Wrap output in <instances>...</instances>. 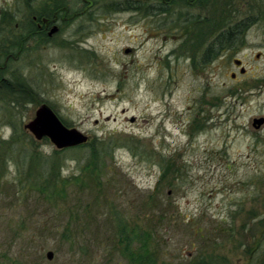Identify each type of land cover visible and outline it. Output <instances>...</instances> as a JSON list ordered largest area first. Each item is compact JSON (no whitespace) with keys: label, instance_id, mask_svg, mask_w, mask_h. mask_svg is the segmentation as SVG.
<instances>
[{"label":"rangeland","instance_id":"obj_1","mask_svg":"<svg viewBox=\"0 0 264 264\" xmlns=\"http://www.w3.org/2000/svg\"><path fill=\"white\" fill-rule=\"evenodd\" d=\"M32 1L0 0L3 78L15 93L0 90V264H129L117 221L145 236L150 264H255L264 234V124L252 128L264 117V0H217L216 21L259 22L243 51L221 54L207 72L185 51L171 56L175 40L142 41L127 13L106 9L112 0L88 18L78 50L39 51L24 39L19 51ZM233 58L248 70L236 81ZM43 104L87 142L61 154L35 139L24 127Z\"/></svg>","mask_w":264,"mask_h":264},{"label":"flooded vegetation","instance_id":"obj_2","mask_svg":"<svg viewBox=\"0 0 264 264\" xmlns=\"http://www.w3.org/2000/svg\"><path fill=\"white\" fill-rule=\"evenodd\" d=\"M100 1L33 0L32 7L35 11L31 15L29 26L21 31V42L16 48L21 51L22 41L32 39L35 49L39 51L45 48L78 50L87 39L86 22L88 18L93 19V11L99 9ZM216 2L217 0H112L105 7L111 12L127 13L132 22L131 30L140 29L142 41L154 39L166 44L168 40H175L176 46L170 51V55H179L180 50L182 53L185 51L184 56L190 60L194 70L207 72L221 54L238 53L247 31L259 22L254 17L244 16L239 20L218 22L212 15ZM225 4L228 5L229 0H225ZM0 17V22L3 23V12ZM216 43L220 46L218 55H215ZM132 52L131 48L124 50L125 54ZM2 58L1 43L0 90H3ZM255 58L258 59L259 55L256 54ZM232 67L230 78L233 81L238 76L247 74L246 65L237 58L232 59Z\"/></svg>","mask_w":264,"mask_h":264},{"label":"water","instance_id":"obj_3","mask_svg":"<svg viewBox=\"0 0 264 264\" xmlns=\"http://www.w3.org/2000/svg\"><path fill=\"white\" fill-rule=\"evenodd\" d=\"M134 119H131L133 122ZM264 124V117L254 118L252 128L258 129ZM24 129L28 130L37 140L47 138L55 148L60 150L75 148L87 142V138L75 128H67L56 114L45 104L35 112L34 119ZM47 260H52L53 253L47 252Z\"/></svg>","mask_w":264,"mask_h":264},{"label":"trees","instance_id":"obj_4","mask_svg":"<svg viewBox=\"0 0 264 264\" xmlns=\"http://www.w3.org/2000/svg\"><path fill=\"white\" fill-rule=\"evenodd\" d=\"M219 44L216 43V54L218 55V50L220 49V46L218 48ZM224 46V45H223ZM12 51H9L11 53ZM6 84V85H5ZM10 81L7 79L3 78V88H5L7 91V94L9 97H14L15 98V93L11 91V87L9 86ZM20 87L26 88L24 89L25 93L27 92L28 88L24 84H19ZM23 94H25L22 91ZM22 95V94H21ZM25 98V97H24ZM27 98V96H26ZM15 106V105H14ZM14 141V137L12 136L11 142ZM9 143V144H10ZM79 148V147H77ZM75 148H70V149H65V150H60L59 153L63 154L64 152H68V150H73ZM58 153V152H57ZM135 231V230H134ZM134 231H129V229L121 222L117 221L115 223V238L118 240V243L122 247L120 249V254L122 258L126 259L129 264H150L151 263V258L148 256V251H147V242L145 240V236L143 234H139ZM130 235V236H129ZM129 236V237H128ZM138 237V243L139 247L137 248H131V243L135 242ZM118 244V245H119ZM254 251V261L255 264H264V234L261 236L259 242L256 244L255 248L253 249ZM205 264V263H201Z\"/></svg>","mask_w":264,"mask_h":264}]
</instances>
